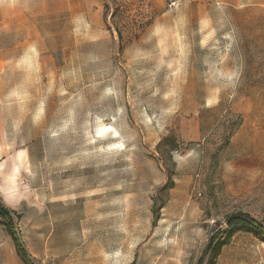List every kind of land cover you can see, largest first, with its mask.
<instances>
[{
  "label": "rangeland",
  "instance_id": "rangeland-1",
  "mask_svg": "<svg viewBox=\"0 0 264 264\" xmlns=\"http://www.w3.org/2000/svg\"><path fill=\"white\" fill-rule=\"evenodd\" d=\"M0 204L33 264H264V0H0Z\"/></svg>",
  "mask_w": 264,
  "mask_h": 264
},
{
  "label": "trees",
  "instance_id": "trees-1",
  "mask_svg": "<svg viewBox=\"0 0 264 264\" xmlns=\"http://www.w3.org/2000/svg\"><path fill=\"white\" fill-rule=\"evenodd\" d=\"M173 149H171L170 151H172ZM172 185V182H171ZM169 188H172L171 186ZM158 209L159 206L158 204H156L154 206V213L157 214L158 213ZM16 215L17 213L14 212ZM11 212H9L4 206H2L0 204V219H3L6 223V225L8 226V231L10 233V236L12 237L17 253L18 255L21 257L22 261L25 264H33L31 262V260L28 258L25 250L23 249L20 240L14 230V226H13V221L11 218ZM19 215V214H18ZM235 218H233L230 223H229V229L226 232H221V234H225L226 237H230L232 236L233 232H234V228L238 225H241L244 228H251L254 229L256 232L260 233L263 237H264V228L261 224H259L256 220H254L253 218H251L249 215L246 214H239L237 216H233ZM232 218V217H231ZM212 249H216L213 247L208 248L204 254H203V259H205V257H207V255L210 253V251H212ZM203 262V261H202Z\"/></svg>",
  "mask_w": 264,
  "mask_h": 264
},
{
  "label": "bare ground",
  "instance_id": "bare-ground-1",
  "mask_svg": "<svg viewBox=\"0 0 264 264\" xmlns=\"http://www.w3.org/2000/svg\"><path fill=\"white\" fill-rule=\"evenodd\" d=\"M109 129H110L109 127H105V126H104L103 128H101L100 133L104 134V133H106Z\"/></svg>",
  "mask_w": 264,
  "mask_h": 264
},
{
  "label": "water",
  "instance_id": "water-1",
  "mask_svg": "<svg viewBox=\"0 0 264 264\" xmlns=\"http://www.w3.org/2000/svg\"><path fill=\"white\" fill-rule=\"evenodd\" d=\"M233 218H235V217H232V218H230V219L227 221V225L230 223V221H231Z\"/></svg>",
  "mask_w": 264,
  "mask_h": 264
}]
</instances>
